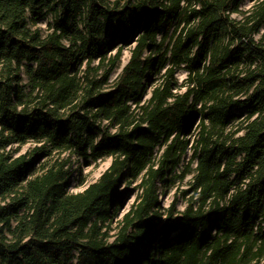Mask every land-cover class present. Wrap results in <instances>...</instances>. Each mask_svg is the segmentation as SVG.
Masks as SVG:
<instances>
[{
	"label": "trees",
	"instance_id": "trees-1",
	"mask_svg": "<svg viewBox=\"0 0 264 264\" xmlns=\"http://www.w3.org/2000/svg\"><path fill=\"white\" fill-rule=\"evenodd\" d=\"M242 2L0 0V264H264V0ZM54 152L111 163L74 192L67 159L37 168Z\"/></svg>",
	"mask_w": 264,
	"mask_h": 264
},
{
	"label": "rangeland",
	"instance_id": "rangeland-1",
	"mask_svg": "<svg viewBox=\"0 0 264 264\" xmlns=\"http://www.w3.org/2000/svg\"><path fill=\"white\" fill-rule=\"evenodd\" d=\"M110 1H114V0H110ZM253 2H254V0H243V3H242L243 10L248 9L253 4ZM237 16H238L237 14H234V17H237ZM39 26L43 30H46L47 29V22H42V23H40ZM263 32H264V30L262 31V33ZM260 37H261V35L258 34V35H256L255 38L260 39ZM130 56H131V47H126L123 50V55L121 58V67H120L119 71H121L122 67L127 64V62L130 59ZM97 64H98V62L95 61L92 65H97ZM158 76L159 75L155 76V78H158ZM115 77L116 76L111 78L112 82L114 81ZM176 77L178 78V80L180 82H183L184 79L187 77V72L185 70H179L176 73ZM150 84H152V83H150ZM150 87L152 88V86H149V88ZM147 97H149V96H147ZM147 97H145V98H147ZM112 130L114 131V129H112ZM36 146H37V144H35V143H28V144H26L20 148V151L18 154L26 153V152L32 150L33 148H35ZM192 153H193V150L189 149L187 152V155L185 156L184 164H186L187 161L190 159V156L192 155ZM49 158L50 159H48L46 157L43 158L42 161L39 162V164L37 165V168L40 167V164L47 162V161H52L56 158L67 159L68 165L70 166V170L73 171L72 176H71V184H72L71 189L74 192L81 191L84 189V187L80 186V181L82 179L85 180L87 185L98 180L99 177L101 176V174L109 167V165L111 163V158H105V159L99 160L98 162H94V163H87L82 156H79L76 153H70V152L61 153V154H59L58 152H54L53 155L50 156ZM190 179H191V175H188L184 180L178 179L176 181L175 185L167 193L162 195L161 202L165 208H168L176 197L178 199L177 204H176V208L179 211H182L185 208L186 199L182 195V191L189 189ZM124 187L125 186H123V188ZM129 188L131 191H128L126 196H125V200H124V203L122 205V208L118 212L119 217H122L130 209L131 205L136 200L137 193H138V190L136 189V184H132ZM190 195H192V192L188 196H190ZM112 226L114 229L111 231V233L113 234L114 232H116L118 230V226H117L116 222Z\"/></svg>",
	"mask_w": 264,
	"mask_h": 264
},
{
	"label": "built area",
	"instance_id": "built-area-1",
	"mask_svg": "<svg viewBox=\"0 0 264 264\" xmlns=\"http://www.w3.org/2000/svg\"><path fill=\"white\" fill-rule=\"evenodd\" d=\"M242 3H243V2H242ZM250 7H251V6H250ZM250 7H249V8H250ZM241 9H243L242 5H241ZM246 10H247V9H246ZM149 86H151V84H149ZM149 86H148L146 92L144 93L143 101H142L141 104H143L144 102H146V100H148V99L151 97V91H152V88H151V87L149 88ZM149 89H150V90H149ZM147 96H149V97H147ZM145 97H147V98H145ZM134 106H135V105H134Z\"/></svg>",
	"mask_w": 264,
	"mask_h": 264
}]
</instances>
